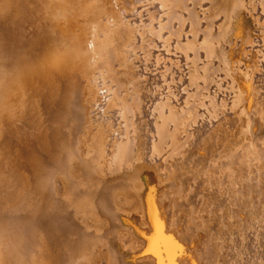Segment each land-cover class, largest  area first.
<instances>
[{"label":"bare ground","instance_id":"1","mask_svg":"<svg viewBox=\"0 0 264 264\" xmlns=\"http://www.w3.org/2000/svg\"><path fill=\"white\" fill-rule=\"evenodd\" d=\"M264 264V0H0V264Z\"/></svg>","mask_w":264,"mask_h":264},{"label":"snow or ice","instance_id":"2","mask_svg":"<svg viewBox=\"0 0 264 264\" xmlns=\"http://www.w3.org/2000/svg\"><path fill=\"white\" fill-rule=\"evenodd\" d=\"M157 236L152 237L146 255L156 258L157 264H177L182 246L174 239L164 236L157 226Z\"/></svg>","mask_w":264,"mask_h":264},{"label":"rangeland","instance_id":"3","mask_svg":"<svg viewBox=\"0 0 264 264\" xmlns=\"http://www.w3.org/2000/svg\"><path fill=\"white\" fill-rule=\"evenodd\" d=\"M264 249L262 248V249H259V253H261L262 251H263ZM261 251V252H260ZM262 254V253H261ZM256 264V263H255Z\"/></svg>","mask_w":264,"mask_h":264}]
</instances>
